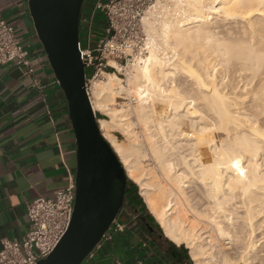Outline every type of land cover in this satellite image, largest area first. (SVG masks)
I'll list each match as a JSON object with an SVG mask.
<instances>
[{
	"label": "bare ground",
	"instance_id": "obj_1",
	"mask_svg": "<svg viewBox=\"0 0 264 264\" xmlns=\"http://www.w3.org/2000/svg\"><path fill=\"white\" fill-rule=\"evenodd\" d=\"M143 23L147 54L128 59L129 86L116 72L94 80V108L112 118L100 120L102 132L165 235L185 243L195 264H227L234 250L252 251L245 264H264V242L255 239L264 237V0H156ZM195 42L199 51L184 47ZM178 71L190 81L175 79ZM238 75L255 81L249 106L238 99ZM122 91L140 131L127 109L113 106ZM115 126L130 134L127 143L112 134ZM149 154L159 172L145 166ZM189 183L206 200L202 207L192 203ZM204 218L236 246L213 236L209 223L199 226Z\"/></svg>",
	"mask_w": 264,
	"mask_h": 264
},
{
	"label": "crops",
	"instance_id": "obj_2",
	"mask_svg": "<svg viewBox=\"0 0 264 264\" xmlns=\"http://www.w3.org/2000/svg\"><path fill=\"white\" fill-rule=\"evenodd\" d=\"M84 3L88 8V0ZM1 19L24 39L35 72L13 62L0 64V249L4 238L21 239L29 229L27 202L54 196L77 168L68 102L36 33L28 0H0ZM120 221L124 231L82 264H191L185 249L163 236L138 200L125 203Z\"/></svg>",
	"mask_w": 264,
	"mask_h": 264
},
{
	"label": "water",
	"instance_id": "obj_3",
	"mask_svg": "<svg viewBox=\"0 0 264 264\" xmlns=\"http://www.w3.org/2000/svg\"><path fill=\"white\" fill-rule=\"evenodd\" d=\"M36 33L68 102L77 142L76 202L67 231L37 264H82L127 203L128 174L102 132L80 45L84 0H28Z\"/></svg>",
	"mask_w": 264,
	"mask_h": 264
},
{
	"label": "built area",
	"instance_id": "obj_4",
	"mask_svg": "<svg viewBox=\"0 0 264 264\" xmlns=\"http://www.w3.org/2000/svg\"><path fill=\"white\" fill-rule=\"evenodd\" d=\"M153 1L98 0L91 12L86 11L87 8L83 6L80 45L86 65L87 90L92 104L94 80L102 77L109 66L113 67L109 62L110 58L121 64H128L129 57L146 51L144 48L147 34L143 17ZM99 12L105 17L104 20H98ZM10 62L25 66L28 73L35 72L31 52L24 39L19 36L15 27L1 19L0 64ZM87 68H90V75ZM94 110L97 113L95 108ZM98 120L100 123L99 118ZM76 192L75 170L70 171L69 184L58 189L54 196H40L28 201L29 229L21 239L2 240L0 264H37L39 260L46 258L69 227L75 208ZM125 227V223L120 220L113 222L95 249L104 241L113 239L115 233L124 231ZM95 249L88 257L93 256ZM135 264H142V261L138 260Z\"/></svg>",
	"mask_w": 264,
	"mask_h": 264
},
{
	"label": "rangeland",
	"instance_id": "obj_5",
	"mask_svg": "<svg viewBox=\"0 0 264 264\" xmlns=\"http://www.w3.org/2000/svg\"><path fill=\"white\" fill-rule=\"evenodd\" d=\"M97 1L98 0H88V4H89V6H88V8H87V10L88 11H93V7L96 5V3H97ZM156 3V0H154L153 1V3H152V5L153 4H155ZM151 5V6H152ZM105 19V17L103 16V14L101 13V12H99L98 13V20H104ZM100 25V23H98V26ZM143 25H144V23H143ZM144 29H145V27H144ZM145 31H146V29H145ZM146 34H148V32L146 31ZM147 38H148V35H147ZM147 41H148V39H147ZM187 47L188 49H191V48H193V49H196V47H197V51H199L200 50V46H201V44L200 43H193L191 46L190 45H188V44H186V45H184V47ZM181 47H182V49H184V47H183V45H180L178 48L181 50V53H183L182 51H184V52H186V50L184 49V50H182L181 49ZM169 50V51H168ZM167 50V52L166 53H168L169 54V56L170 55H172V53H173V51L171 50V49H168ZM170 50H171V52H170ZM146 52V51H145ZM165 53V56L166 57H168V54H166ZM147 54V52L143 55V56H145ZM129 58H131V57H129ZM115 61V62H117V60L116 59H114V58H110V64L112 63V61ZM112 65H113V63H112ZM119 66H121V65H119ZM219 69H221V65H219V67H218ZM131 70V68H129V66H128V64L126 65L125 63L121 66V69H115V68H113V67H111V66H109V69L107 70V72H116L117 74H118V76L120 77V78H122V80H121V83L124 85V86H126V87H128L129 85H128V77H129V75H128V73H129V71ZM220 71V70H219ZM87 72H88V74L90 75V73H91V71H90V68H87ZM219 73V72H218ZM239 76V75H238ZM237 76V78L235 79V82H237L238 84H239V86H240V88L238 89V92H239V94H238V99L239 100H245L246 102L245 103H243L241 106H244L246 103H247V101L249 100V99H251L252 98V95H253V92H252V88L253 87H251L250 86V88L248 87V84L249 85H251V83H252V81L253 80H247V79H245L244 77H241L242 78V80H240L241 78H240V76L238 77ZM180 77V78H179ZM105 78V75L103 76V77H100V79H104ZM175 79H177V80H183V81H185L186 80V82H189L190 81V79H191V77L190 76H187V75H185L183 72H181V71H178V73H176L175 74ZM239 79V81L241 82H238L237 80ZM243 80H244V82H243ZM246 82H248L247 83V86H244V84H246ZM244 83V84H243ZM254 84H255V81H253V83H252V86H254ZM242 86V87H241ZM243 87H247L248 89H250L251 91H247V88H246V91H245V89L243 88ZM243 88V89H242ZM241 89H242V91H241ZM240 90V91H239ZM244 91V94H242V92ZM252 93V95H251V93ZM246 93V94H245ZM250 94L249 96H247L246 98H247V100L246 99H244L245 98V96L246 95H248V94ZM240 95V96H239ZM244 95V97H242V96ZM118 97H116V103L113 105L114 107H116L117 109H121V110H124V109H127L128 110V116L130 117V122H131V124L133 123V125H132V128H135L137 131L139 130V129H141V126L139 125V121H138V119H137V117H136V115H135V113L130 109V107L128 106V103H132V101L130 100V98H129V95H128V93L126 92V91H122L121 92V94L120 95H117ZM121 97V98H120ZM249 97V98H248ZM129 98V99H128ZM241 98V99H240ZM242 100V101H243ZM93 101H94V98H93ZM133 102H135V101H133ZM249 103H247L246 105H248V104H250V101H248ZM245 105V106H246ZM249 106V105H248ZM129 108V109H128ZM157 109L161 112L162 111V105H160V104H158L157 105ZM97 110V109H96ZM248 112H250V110L248 111ZM97 113H98V118L101 120V119H105V120H108V121H111L112 120V118H111V116L109 115V114H107L106 112H101V111H98L97 110ZM111 130H112V134H114L119 140H123L125 143H127L128 141H129V138H130V134L127 132V130H125L124 128H121V127H119V126H115V127H113V128H111ZM140 131V130H139ZM221 135V137L223 138V136H222V134H220ZM219 138H220V136H219ZM144 147H146V144H144ZM146 161H144V164H145V166H147V168H154L155 169V171L156 170H158V172H159V168L157 167V165L155 164V161L153 160V158L150 156V154L148 155V157L145 159ZM148 165H151V166H148ZM264 167V166H263ZM157 172V171H156ZM128 181H129V184H128V186H127V189H126V199L127 200H138L139 201V203H141V205H143L144 207H145V209L147 210V212L152 216V218L154 219V221L156 222V223H158L159 224V226L161 227V225H160V223L156 220V218L154 217V215L152 214V212H151V210L149 209V207H148V204H147V202L145 201V196L143 195V193H142V189H141V184L140 183H137V182H135L131 177H129L128 176ZM190 186V187H189ZM186 190L188 191V193L189 194H192L193 195V198H196V199H193V204L196 206H201L202 207V205L206 202V200L205 199H203V196L201 195V192H200V190L196 187V184L195 183H189V184H187V188H186ZM197 193V194H196ZM200 196L202 197V199L200 198ZM239 200V199H238ZM202 201V202H201ZM189 216L193 219V214H189ZM201 220V221H200ZM202 220H204V221H207V219L206 218H204V219H199V221H197L198 222V224H199V226H200V223H201V225H203V226H205L207 223H209V222H205L204 223V221H202ZM203 222V223H202ZM211 225V226H210ZM206 227L211 231L210 233L213 235V236H215V234H216V238L217 239H219V238H221L223 241H228L229 239L227 238H223V236H220L219 234H218V232L216 231V228L214 227V225L213 224H211V223H209L208 225H206ZM213 228V229H212ZM161 229H162V231H163V228L161 227ZM164 232V231H163ZM258 232V231H257ZM165 234V233H164ZM260 235V236H259ZM256 236H258L257 238H255V239H260V240H258V241H260V242H258L257 240H255V241H257L256 243H258L257 244V246L258 247H261L262 246V243L264 242V237H262V234L260 233H258V235H256ZM214 237V238H215ZM260 237V238H259ZM262 237V238H261ZM261 239L263 240V242L261 241ZM233 241V243H232V241ZM230 242H231V245L234 247V246H236V245H234L235 243H234V239H230L229 240ZM228 241V242H229ZM256 243H255V245H256ZM179 245H181V247L182 248H184L185 249V251L187 252V254L190 256V258H191V260L193 261V263L195 264V262H194V260L192 259V257H191V255H190V253H189V248L186 246V244L185 243H181V244H179ZM256 247V246H255ZM258 247H256V248H258ZM234 252H235V250H234ZM234 252H232V253H230L228 256H227V258H228V263H230V264H242L246 259H248V257H249V259H251L250 261L252 262L253 260H252V258H250V256L252 255V251L251 252H249L248 254L247 253H245V252H239V251H236L235 253ZM243 253H244V255H243ZM245 255H246V257H245ZM248 256V257H247ZM230 260V261H229ZM259 260H261L260 258L258 259V261ZM262 260H264V258H262ZM226 261V262H227ZM235 261V262H234ZM237 261V262H236ZM249 261V262H250ZM240 262V263H239ZM227 263V264H228ZM246 263V261L244 262V264Z\"/></svg>",
	"mask_w": 264,
	"mask_h": 264
},
{
	"label": "trees",
	"instance_id": "obj_6",
	"mask_svg": "<svg viewBox=\"0 0 264 264\" xmlns=\"http://www.w3.org/2000/svg\"><path fill=\"white\" fill-rule=\"evenodd\" d=\"M84 7L86 6V3H84V5H83ZM99 116V115H98ZM128 184H129V181L127 182V186H128ZM158 224V223H157ZM158 226H159V224H158ZM159 228L161 229V227L159 226ZM162 230V229H161ZM163 236H165V234L163 233ZM167 239H168V241L173 245V246H176V244H175V242H173L171 239H169L167 236H165ZM191 260V259H190ZM191 264H194L193 263V261L191 260Z\"/></svg>",
	"mask_w": 264,
	"mask_h": 264
}]
</instances>
